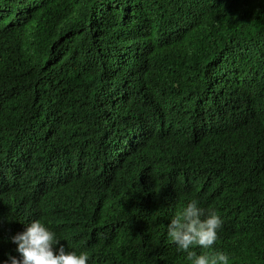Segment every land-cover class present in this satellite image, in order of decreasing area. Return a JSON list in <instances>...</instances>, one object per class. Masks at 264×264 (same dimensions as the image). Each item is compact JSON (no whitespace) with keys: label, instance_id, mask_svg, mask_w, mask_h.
<instances>
[{"label":"trees","instance_id":"1","mask_svg":"<svg viewBox=\"0 0 264 264\" xmlns=\"http://www.w3.org/2000/svg\"><path fill=\"white\" fill-rule=\"evenodd\" d=\"M0 157V260L39 219L87 264H190L195 198L197 254L264 264V0H0Z\"/></svg>","mask_w":264,"mask_h":264},{"label":"clouds","instance_id":"2","mask_svg":"<svg viewBox=\"0 0 264 264\" xmlns=\"http://www.w3.org/2000/svg\"><path fill=\"white\" fill-rule=\"evenodd\" d=\"M14 157H0V174H14ZM223 224L214 209L201 206L198 199L189 200L166 224L169 239L179 251L185 253L190 264H232V258L222 251L197 254L193 249H211ZM17 256L5 254L0 264H87L86 252L67 250L61 239L39 219L26 224L22 232L10 237Z\"/></svg>","mask_w":264,"mask_h":264}]
</instances>
